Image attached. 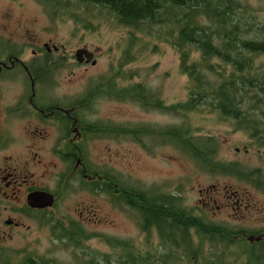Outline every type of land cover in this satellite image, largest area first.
I'll return each instance as SVG.
<instances>
[{"label": "flooded vegetation", "instance_id": "1", "mask_svg": "<svg viewBox=\"0 0 264 264\" xmlns=\"http://www.w3.org/2000/svg\"><path fill=\"white\" fill-rule=\"evenodd\" d=\"M39 3L50 20L46 30L55 37L42 44L15 47L12 38L25 28H21L19 19L12 24L11 8L6 23L0 25V264L8 260L17 263L31 255L12 254L3 247L4 241L15 236L121 240L110 231L97 233L95 228L122 226V221L130 223L126 224L130 231L136 230L134 238L122 240L142 256L154 250V239L166 233L163 230L161 234L160 227H170L176 215L183 217L177 220L179 225H196L187 231L190 239H200L198 227H217L219 233L211 229L218 235L215 239H225L224 233L229 231L226 238L235 240L233 264H264V201L255 199L248 187H235L217 178L208 183H195L191 177L148 182L137 173L135 179L129 178L139 167L129 166L132 162H128V156L133 159L135 152L127 142L153 153L146 148V139L159 143L160 132H174L176 127L128 121L125 108L118 109L123 117L120 121L111 117L110 108L104 109L109 114L100 116L97 103L115 98L175 112L145 106L142 100L130 97L128 89L136 84L143 94L147 89L141 82L126 84L123 61L116 74L114 70L111 74V65L99 75L88 74L79 91L74 78L62 75L63 69L74 66L89 71L98 66L97 57L102 52L88 46L72 52L69 45L58 42L62 21ZM82 47L94 52L92 60L88 61L86 54L85 59L76 58ZM26 52L29 58L24 57ZM187 138L189 144L184 150L191 155L190 165L213 175H236L256 183L264 192L260 171L240 175L242 169L237 162L217 156L213 137L201 143L203 153H212L206 156L194 155L190 151L194 137ZM39 199L34 204L37 206L31 204ZM101 210L103 214L98 216Z\"/></svg>", "mask_w": 264, "mask_h": 264}, {"label": "trees", "instance_id": "2", "mask_svg": "<svg viewBox=\"0 0 264 264\" xmlns=\"http://www.w3.org/2000/svg\"><path fill=\"white\" fill-rule=\"evenodd\" d=\"M38 1L57 13L62 23L72 21L76 31L95 32L109 19L132 29L129 43L123 50V64L136 60L142 53L135 50L137 42L142 40L136 33L148 37V33L155 30L165 31L164 37L159 38L170 43L179 56L181 72L189 80L187 99L167 105L147 90L141 93L137 84L128 89L129 96L142 100L145 106L165 108L175 114H218L222 120L230 119L235 131L247 134L250 147L264 148V19L241 1ZM169 133L177 144L188 147V130L176 128ZM191 142L190 151L194 155L212 154L203 153L201 143L193 139ZM245 173L240 170V175ZM173 219L174 223L167 229L160 227L161 234L163 230L166 233L159 239V248L144 252L142 256L128 241L102 239L114 248L113 252L105 254L88 245L90 239L60 240L80 249V256L72 264H233L230 251L235 240L226 238L230 236L229 231L224 233L225 239H215L218 235L211 233V229L219 233L217 227H198L200 239H190L187 231L196 225H179L183 217L178 215ZM6 264L62 263L43 255H27L20 262L8 260Z\"/></svg>", "mask_w": 264, "mask_h": 264}, {"label": "rangeland", "instance_id": "3", "mask_svg": "<svg viewBox=\"0 0 264 264\" xmlns=\"http://www.w3.org/2000/svg\"><path fill=\"white\" fill-rule=\"evenodd\" d=\"M239 1L250 10L258 13L261 19H264V0ZM9 8L12 11V24H16V19H19L21 28H25V31L19 30V33L12 38L11 43L15 44V47L32 42L42 44L49 37H55L54 33L46 30L50 27V20L45 15V10L38 0H0V25L6 23L4 19L9 17ZM58 26L59 35L57 41L69 45L70 51L74 52L81 46H88L99 48L102 52L97 57L99 60L98 66L91 68L89 71L84 72V67L77 68L74 66L63 69L62 75L74 78V84L79 91L83 90L87 80L85 78L88 74L96 76L104 73L110 65L111 74L113 70L114 74L117 73L116 70L119 69V65L123 61V50L129 43L132 29L117 24L113 19L107 20L95 32L83 29L73 30L75 26L72 21L60 23ZM11 28L16 27L12 25ZM143 33L146 34L148 32L144 31ZM164 33L165 31L155 30L151 34L148 33V37H144V34L136 33L142 40L137 42V49L135 50H141L142 53L137 56L136 60L127 63L123 67V78H125V82L129 86L141 82L147 91L156 93L161 100L170 104L187 99L189 80L187 75L181 72L180 60L176 50L165 39L159 38L164 37ZM5 38H7V35ZM144 43H147L145 48L142 47ZM154 45H157L155 50L152 49ZM24 57L29 58L30 53L26 52ZM115 80L117 82L121 81L119 78H115ZM96 107L100 116H103L104 113L109 114L104 109L110 108L111 117L119 121L123 117L119 116L118 109L125 108L128 110V114L125 116L128 121H143L149 125L160 126V128L163 125H174L176 128L182 129V131L188 130L186 136L194 137L192 139L199 144L204 143L206 138L213 137V143L217 147L216 154L219 158L237 162L238 166L246 173L255 170L260 171V180L264 182V148L250 147L247 134L242 131H235L230 119L222 120L218 114H209L207 112H190L187 116L166 113L164 110L144 107L136 101L127 100L122 102L115 98L99 101ZM159 137V143L157 142L156 144H152L150 139H146V148L153 153L141 148L140 145L127 142V147L133 148L135 152L133 159L128 156V162H132L129 166L134 168L136 165L140 169V171L139 169L134 170L133 174L129 175V178L135 179L136 173L140 174L145 181L152 182L157 179L159 183L168 181L167 177L176 180L191 177L195 183L196 181L208 183L217 178L216 180L232 183L235 187H248L255 199L264 201V192L258 188L256 183L245 181L236 175L206 173L203 169L189 164L190 153L174 142L175 138L171 133L162 131ZM236 148H239L238 152ZM245 149H248V152ZM137 158L139 159L137 164H135ZM97 214L98 216L102 215L103 211H98ZM119 224L123 225L110 229L97 226L95 229L100 234L110 231L111 234L122 239L136 236V230L130 231V223L122 221ZM122 239L115 240L123 241ZM129 240L134 241L137 239ZM4 242L6 243L3 244V247L12 254L19 253L21 255L25 252L34 256L43 255L62 264L74 263L76 257L81 254L80 249H74L72 245L66 244L65 241L52 239L49 236H43L42 239H26L22 236H15L14 239H7ZM87 244L102 253L109 254L114 251L112 244L109 245L103 242L102 239H90ZM159 245V239H154L153 248L158 249ZM230 253L233 255L232 249Z\"/></svg>", "mask_w": 264, "mask_h": 264}, {"label": "water", "instance_id": "4", "mask_svg": "<svg viewBox=\"0 0 264 264\" xmlns=\"http://www.w3.org/2000/svg\"><path fill=\"white\" fill-rule=\"evenodd\" d=\"M85 54L87 55V60L88 61L93 59L94 53L89 51L87 48H84V47L77 51L76 57H77L78 60H82V59H84L83 55H85ZM32 197L35 198V199L38 198V196L36 194H33ZM40 200H42V199H39L38 201L32 200L31 204L34 205V204L38 203ZM48 204L52 205L53 202H50ZM34 206H37V205H34Z\"/></svg>", "mask_w": 264, "mask_h": 264}]
</instances>
